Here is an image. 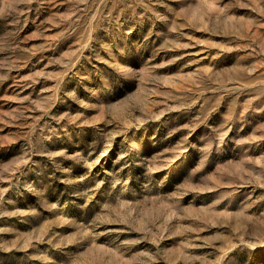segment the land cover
Segmentation results:
<instances>
[{
	"label": "rangeland",
	"instance_id": "obj_1",
	"mask_svg": "<svg viewBox=\"0 0 264 264\" xmlns=\"http://www.w3.org/2000/svg\"><path fill=\"white\" fill-rule=\"evenodd\" d=\"M0 264H264V0H0Z\"/></svg>",
	"mask_w": 264,
	"mask_h": 264
}]
</instances>
